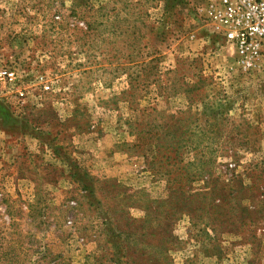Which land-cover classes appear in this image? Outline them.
Returning <instances> with one entry per match:
<instances>
[{
	"label": "rangeland",
	"instance_id": "obj_1",
	"mask_svg": "<svg viewBox=\"0 0 264 264\" xmlns=\"http://www.w3.org/2000/svg\"><path fill=\"white\" fill-rule=\"evenodd\" d=\"M208 2L0 0V264H264V75Z\"/></svg>",
	"mask_w": 264,
	"mask_h": 264
},
{
	"label": "built area",
	"instance_id": "obj_2",
	"mask_svg": "<svg viewBox=\"0 0 264 264\" xmlns=\"http://www.w3.org/2000/svg\"><path fill=\"white\" fill-rule=\"evenodd\" d=\"M204 13L234 47L241 71L264 75V0H209ZM22 78L13 67L0 68V83L13 88L20 101L26 97ZM45 78L41 73L36 75L43 92L51 89Z\"/></svg>",
	"mask_w": 264,
	"mask_h": 264
},
{
	"label": "trees",
	"instance_id": "obj_3",
	"mask_svg": "<svg viewBox=\"0 0 264 264\" xmlns=\"http://www.w3.org/2000/svg\"><path fill=\"white\" fill-rule=\"evenodd\" d=\"M168 157H169V156H168ZM175 179L177 180V178H176V177H172V178H171V180H172V181H175Z\"/></svg>",
	"mask_w": 264,
	"mask_h": 264
}]
</instances>
